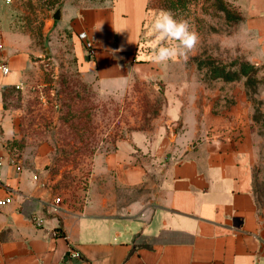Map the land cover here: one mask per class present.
<instances>
[{"label":"crops","instance_id":"1","mask_svg":"<svg viewBox=\"0 0 264 264\" xmlns=\"http://www.w3.org/2000/svg\"><path fill=\"white\" fill-rule=\"evenodd\" d=\"M150 1L64 5L79 68L103 90L158 75L149 40L141 41ZM244 10L264 58V0H248ZM82 31L96 47L92 58ZM33 52L30 36L0 12V63L10 68L0 70V198H12L0 206V264H264V207L242 143L194 103L174 99L167 125L135 129L97 151L82 201L55 202L47 146L21 147L11 105L27 85Z\"/></svg>","mask_w":264,"mask_h":264},{"label":"rangeland","instance_id":"2","mask_svg":"<svg viewBox=\"0 0 264 264\" xmlns=\"http://www.w3.org/2000/svg\"><path fill=\"white\" fill-rule=\"evenodd\" d=\"M247 1L151 0L140 36L149 40L147 49L157 46L151 24L161 10L186 19L199 42L187 59L158 64V75H135L126 89L108 92L97 76L80 70L66 16L51 19L68 0H0L9 27L30 36L34 45L27 85L11 101L21 117L19 142L31 152L46 144L48 167L64 202L82 201L97 151L135 129L153 132L167 125L175 99L211 110L222 126L219 133L231 132L242 143L252 189L264 207V58L246 22Z\"/></svg>","mask_w":264,"mask_h":264},{"label":"clouds","instance_id":"3","mask_svg":"<svg viewBox=\"0 0 264 264\" xmlns=\"http://www.w3.org/2000/svg\"><path fill=\"white\" fill-rule=\"evenodd\" d=\"M151 29L157 41L152 57L156 64L166 65L178 56L187 59L199 42L189 22L175 18L168 10H161L154 16Z\"/></svg>","mask_w":264,"mask_h":264},{"label":"built area","instance_id":"4","mask_svg":"<svg viewBox=\"0 0 264 264\" xmlns=\"http://www.w3.org/2000/svg\"><path fill=\"white\" fill-rule=\"evenodd\" d=\"M79 38L82 40L83 42V45H84V49H85V52H86V55L88 58H92L94 57L95 55V51H96V47L94 45V42L93 40L89 37L88 33L86 31H82V32H79ZM0 70L3 72V73H8L10 71V68L9 66L2 62L0 63ZM1 163V162H0ZM55 202L57 203H60L63 201V198L61 195H57L55 198H54ZM12 201V198L9 196L7 198H0V206L4 205L5 203H8V202H11ZM69 255L72 256V257H78L79 256V252L78 250L75 249L74 246H69Z\"/></svg>","mask_w":264,"mask_h":264},{"label":"water","instance_id":"5","mask_svg":"<svg viewBox=\"0 0 264 264\" xmlns=\"http://www.w3.org/2000/svg\"><path fill=\"white\" fill-rule=\"evenodd\" d=\"M62 18V6H59L51 15L52 20H58Z\"/></svg>","mask_w":264,"mask_h":264},{"label":"trees","instance_id":"6","mask_svg":"<svg viewBox=\"0 0 264 264\" xmlns=\"http://www.w3.org/2000/svg\"><path fill=\"white\" fill-rule=\"evenodd\" d=\"M17 143V140L12 141V145H15Z\"/></svg>","mask_w":264,"mask_h":264}]
</instances>
